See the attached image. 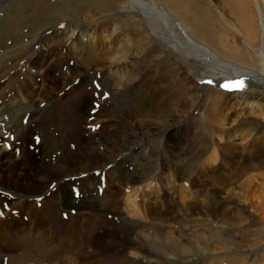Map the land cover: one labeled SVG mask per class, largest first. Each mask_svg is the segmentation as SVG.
<instances>
[{
    "label": "rangeland",
    "instance_id": "obj_1",
    "mask_svg": "<svg viewBox=\"0 0 264 264\" xmlns=\"http://www.w3.org/2000/svg\"><path fill=\"white\" fill-rule=\"evenodd\" d=\"M254 1L202 0L212 10L209 16L215 15V22L224 27V39L236 45L239 43L241 45L243 42V35L239 30L240 15L247 16L249 23L256 26L257 14L258 20L264 25V2L263 0ZM71 3H74L73 6L81 3L88 5L89 0H43L40 4L35 0H25L23 4L20 2L19 6H24L22 14L27 16L28 26L35 31L32 35V46L40 44L39 40L43 34L48 35L49 42H52L56 35L57 37L62 35V30H67L61 24L62 19L44 25L43 23L47 21L46 16L49 17L50 13H54L57 9H65L71 6ZM157 4L165 14V18L157 19L156 23L161 25L157 21L162 23V20L169 22L171 28H178V32L184 39V32L187 34L185 26L187 23L184 19L178 18L174 14L175 11L168 6ZM17 5L16 0H0V19L5 18L6 8L12 9ZM98 5L113 8V11L100 14L96 9L97 5L89 6V11H86L85 15H80L78 20H72L69 32L73 31L72 36L77 37L83 32L84 35L81 37L83 46L92 43L93 46L99 47L101 39L95 42L96 35L92 33L98 28L110 27L114 33L116 32L115 34H122L124 31L130 43L129 47L123 53L124 59H117L120 58V54L114 57L115 61L112 65L114 67L116 65L117 68L103 64L107 67L105 77H101L93 67L80 78L82 85H78L77 88L83 86L88 88L83 95L87 104L80 107L81 120L79 119L76 135L78 146L76 159L73 163L68 158V154H64L66 157L63 162H60L62 173L59 178L62 180L60 186H63L62 191L59 188L56 194L55 188L52 187L51 192L32 198L27 207L29 211L21 209L18 204L9 210V216L12 215V218L18 221L22 220L21 228L26 234L31 236L38 232L44 234L45 249L41 250L42 252L24 251L18 248L8 249L9 253L0 252V264H206L208 259H214L212 260L214 263L216 257L223 255H236L245 264L261 263L264 259V219L258 218V215L264 218V182L261 181V174H264V171H246V173L243 171L245 175L242 180L237 185H231L232 193L235 192L237 195L234 196V201L221 200L230 215V225L221 226L220 222L209 218L208 215L215 212L210 207L212 199L208 196L216 194L218 190H207L206 183L209 186H215L216 181L221 182L228 173L233 175V170L230 165L219 168L218 154L224 157L220 146L225 140L223 138L220 141L218 136L213 134L217 124H209L204 112L203 95L196 108L184 110L182 106L176 107L171 117L160 119L155 123L148 119L145 121L144 118L134 117L130 120L123 117L122 114L127 109L118 110L115 104L122 96H128V92L132 94L140 92L147 85L146 80L149 81L147 74L151 71V68L140 61L142 48L136 47V42L146 36L155 45L156 41L164 37L160 31H156L157 36L150 32L149 19L139 13L129 0H102ZM89 12L94 17L88 19L86 15ZM65 17L63 15V18ZM137 21H141L140 24L143 26L141 29H144V33H140V24L137 26ZM35 26L40 28L37 30ZM152 27L154 28V25ZM132 29H135L134 33ZM68 35L69 33L63 36L64 42ZM169 37L173 44L164 51L171 53V62L187 65L194 56L209 58L208 54L215 55L204 43L193 36L192 45L197 48L189 49L182 48L176 42V39L181 40L178 35L169 33ZM261 37L262 35L259 41ZM106 43L103 42L101 46L104 50ZM79 47L81 46L78 45ZM89 50L93 52L92 48ZM16 51L17 47L6 52L0 50V56ZM77 51L71 48L69 52L76 57ZM129 52L132 54L130 55ZM205 53L208 54L205 55ZM81 57H84L83 54ZM254 57L264 66L262 44L258 51H254ZM60 62L63 68L68 67L66 60L63 59ZM3 64L9 66L11 61H4ZM72 64L73 60H69V65L72 66ZM257 70L264 75V67L258 66ZM160 72L161 69L156 72L155 79L156 83L159 81V84H163L165 80L158 78ZM63 78L58 77L56 73L53 75L52 72L49 76V81L52 83H48L50 86H57L71 81L69 76L66 77V81ZM105 79L108 81H104ZM203 81L208 80L201 79L197 83L200 84ZM221 84L224 83L217 84L211 80V83L205 86L216 92L233 93L222 89ZM4 86L6 85H0V90H3ZM204 89L205 87L202 88ZM252 90L255 92L256 87H252ZM61 92L64 97L72 91L66 88ZM217 94L220 97L225 96ZM23 108L28 107L23 104ZM0 112H4L0 117V127L3 124H5L4 128L1 127L3 129L10 127L7 123L10 115L3 110L2 106ZM226 112H223L224 116ZM228 114L229 118L225 122L227 128L235 127L239 120L235 118L236 116L239 118L247 115L258 116V119L264 121V114H259L258 109L254 107L247 109L244 106L233 105V109ZM153 125L157 126V131L152 129ZM20 128L21 126L17 130ZM54 135L56 136L57 133L55 132ZM36 139L38 145L40 138ZM88 140L92 144V153L84 150V143ZM236 143L239 152H232L239 159L244 155L240 150L245 145L240 141ZM73 144L71 142L69 147ZM33 146V143L29 144L28 150L24 153L25 160L34 170L32 177L29 181L13 178V184L7 185V188L14 193L21 192L22 188H27L33 194L38 193L58 178L50 163L38 156V153H34ZM246 146L249 147V144ZM8 148L10 147L1 148L0 153L6 152ZM213 151L215 155L211 156ZM232 165L239 168L244 166L241 160H236ZM73 176L75 178L71 179ZM38 177H41V180ZM243 182L247 184L245 188L239 185ZM24 183L27 184L24 185ZM249 189L255 192L256 198H245L250 194L244 191ZM12 192L9 193L14 194ZM69 194H73L71 204L67 203ZM80 194L83 198L78 199ZM7 197L11 196L7 195ZM203 198L205 200L201 202ZM59 201L61 205L58 211L59 216L57 215L58 219L60 218L59 224L54 220H51L53 221L51 223L42 224L39 216L47 202L53 208L57 207ZM190 201L195 202L188 204ZM255 203L262 204V208L254 210ZM234 206L240 209V221ZM206 208L210 209V213ZM21 213H23L22 217H20ZM215 214L218 215V213ZM250 215L251 218L247 220ZM234 218L235 226L232 225ZM249 220L250 224L247 225ZM247 234L250 236L244 238L243 235ZM221 240H224L223 243L220 242ZM175 247L181 249L177 250Z\"/></svg>",
    "mask_w": 264,
    "mask_h": 264
},
{
    "label": "bare ground",
    "instance_id": "obj_2",
    "mask_svg": "<svg viewBox=\"0 0 264 264\" xmlns=\"http://www.w3.org/2000/svg\"><path fill=\"white\" fill-rule=\"evenodd\" d=\"M16 1L18 2L17 7L12 9L10 7L6 8L5 18L0 19V50L6 52L17 47L16 52L0 56V85H6L3 90H0V109L2 106L3 110L10 115V120L7 122L10 124V127L5 129L0 127V131L2 132L0 135V146L7 145L10 147L8 152L0 153V252H7L8 249L14 248L24 251L36 250L37 252H42L46 245L44 234H39V232L36 233L39 235L35 234L33 236L26 234L21 228L23 224L22 220L18 221L12 218V215L9 216V210L18 204L21 209L29 211L27 207L32 198L43 196L46 192H51L52 187L55 188L56 194L59 188L62 191L63 186L60 187L62 180L59 178L62 173L60 162H63L66 157L64 154H68V158L72 162L76 159L78 149L76 135L81 117L80 107L82 108V106L87 104L84 101L85 97L83 95L88 88H84V86L77 88L78 85H82L80 78L89 72V68L93 67L96 68L101 77H105L107 67L103 64H109L114 67L112 65V62L115 61L114 57L120 54V58L117 59H124L123 53L127 51L130 43L124 31L122 34H115L116 32L114 33V30H111L110 27L98 28L92 33L96 35L95 42L101 39L99 47L87 42L85 43L89 45L83 46L81 41V37L84 35L83 32L79 37L76 35L72 36L73 31L69 32L70 24L73 23L72 20H78L80 15H85L86 11H89V6L97 5L96 9H98L100 14L113 11V8L108 6H99L98 3L102 0H89L88 5L81 3L73 6L74 3H71V6L65 9H57L54 13H50L49 17L46 16L47 21L43 25L62 19L61 24L67 30H62V35L59 37L56 35L52 42H49L48 35L43 34L39 40L40 44L32 46V35L35 31L32 27L28 26L27 16L22 14L24 6H19L20 2L23 4L25 0ZM35 2L40 4V2L43 3V0H35ZM129 2L136 7L139 13L149 19L150 32L154 36H157L156 31H160L164 38L156 41L155 45L146 36L136 42L135 46L142 48L140 61L151 68V71L147 74L149 81L146 80L147 85L140 92L136 94L128 92V96H122L115 104L116 108L118 110L124 109V111L125 109L129 110H126L128 113L122 114L127 119L133 120L134 117H138L139 119L144 118L145 121L148 119V121L150 120L155 123L160 119L171 117L173 109L176 107L182 106L184 110L196 108L201 102V95H203L205 99L204 112L209 124H217L213 134L218 136L220 141L223 138L225 140L222 146H220L224 157L222 158L221 154H218L220 157L219 168H225V166L230 165L233 170V175L228 173L222 179L223 181L219 182L217 180L215 186H209L206 183L207 190H218L212 196L207 195L212 199L210 207L218 215L213 213L212 215H208V217L220 222L221 226H228L231 224L230 215L222 201L233 200L234 196H237L235 192L234 194L232 193L231 185H237L242 180L246 171H264V121L258 119V116L255 117L249 114L250 116L247 115L242 118L236 116L235 118L239 120H236V125L233 128H227L225 125L226 119L229 118L228 113L233 109V105L238 107L244 106L247 109L254 107L258 109L259 114H264V75L257 70L258 66H264L254 57V51H258L260 44L264 47V25L258 20L257 14L256 26L249 23L247 16L240 15L241 26L239 30L242 32L243 42H241V45L240 43L237 44L240 45L237 46L235 43H229L224 39V27L215 22V15L213 17L209 16L212 10L202 0H129ZM156 2L168 6L175 11L174 14L178 18L184 19L187 23L185 25L187 34L184 32V39L178 32V28H171L169 22L162 20V24L160 21H157L162 26L156 23L157 19L161 20L165 18V14L159 9ZM10 12L12 13L11 15L9 14ZM89 13L86 15L88 19L94 17L91 15V12ZM63 15L66 17L63 18ZM140 22L137 21L136 25L138 26ZM153 25L154 28L152 27ZM142 27V24H140V33H144V29H141ZM39 28L37 27L36 29L38 30ZM132 31L134 33L135 29H132ZM68 33L69 35L65 37L66 42H64L63 36H66ZM169 33L178 35L181 40L176 39V42L185 49L195 47L191 41L193 36L204 43L216 56L208 53H205V55L208 54L209 58L194 56L187 65L171 62V53L164 51L165 48L173 44ZM260 35H262L261 41H259ZM107 41L109 43H106ZM103 42L106 43L105 50L101 47L103 46ZM78 45L81 47L78 48ZM71 48L74 51L78 50L76 57L69 52ZM91 48L93 49L92 53L89 50ZM200 52L204 54L203 51ZM82 54L84 57H81ZM129 54L131 55L132 52H129ZM63 59L68 62V67L63 68L61 66L62 63L60 61ZM69 60H73L72 66L69 65ZM4 61H11V64L9 66L4 65ZM65 64L67 65V63ZM114 68H117L116 65ZM53 69L56 70L54 71ZM159 69H161V72L158 78L159 80H165L163 84H159V81L156 83L155 74ZM52 72L53 75L56 73L58 77H64V81L69 76V78L71 77V81L60 83L57 86H50L48 82H51L49 81V76ZM38 78L39 82H37ZM201 79H205L206 81L212 80L217 84L220 82L226 83L230 80H243L244 88L232 94H224L206 87L207 83L204 81L198 84L197 81ZM104 81L108 80L105 79ZM59 86L61 87L59 88ZM254 86L256 87L255 92L252 90ZM203 87H205L204 90H202ZM66 88L72 92L68 95L66 94L64 98L61 91L63 89L66 90ZM217 93L225 96L220 97ZM54 97L57 98L54 99ZM5 103L6 105H3ZM23 104L28 108L24 109ZM225 111L227 112L224 116L223 112ZM2 113L4 112H0V115ZM25 117L27 120L24 123L25 125H23L22 120ZM19 126L21 128L17 130ZM156 127V125H153L152 129L156 130ZM55 132L57 133L56 136L54 135ZM36 138H40V141L38 145L36 144V147L33 146L34 153H38V156L50 163L58 178L38 193L33 194L27 188H22L21 192L14 193L7 188V185L11 186L13 184V178L20 181H29L32 177L34 170L31 164L25 160L24 153L28 150L29 144L33 143L34 145ZM236 141H240V143L245 145L240 150L244 154L240 156L241 159L235 157V153L232 152H239ZM71 142L74 144L69 147ZM84 144V150L92 153L93 149L90 140ZM247 144H249V147L246 146ZM213 155H215V151L211 153V156ZM236 160H241V164L243 163L244 166L239 168L232 165ZM230 161H232L231 164H229ZM74 178L73 176L71 179ZM38 179L41 180V177H38ZM261 181L264 182V174H261ZM26 184L24 183V185ZM239 185L245 188L247 184L243 182L239 183ZM244 192L250 194L245 198H256L254 191L252 192L249 189ZM7 195L11 197L8 198ZM136 196L137 193L134 194L135 198ZM72 198L73 194H69L67 197L68 204H71ZM204 200L205 198L201 202H204ZM194 202L190 201L188 204H193ZM5 206L6 208H4ZM262 206V204L255 203L253 204V209L258 210ZM60 207V201L57 207L53 208L47 202L41 216L38 215L41 223H51L53 222L51 220H54L59 224L58 211ZM235 209L240 221V209ZM207 210L210 213V209L208 208ZM255 212L257 213V211ZM22 216L23 213H21L20 217ZM250 218L251 215L247 220ZM258 218L264 219L262 215H258ZM235 224L236 219L234 218L232 225L235 226ZM249 224L250 220L247 225ZM243 236L247 238L250 235ZM38 241L40 243H37ZM223 241L221 240L220 242L223 243ZM223 245L225 246V244ZM175 248L177 250L181 249L180 247ZM24 251L22 252L24 253ZM208 260L206 264H245L236 255L218 256L215 258L214 263L212 262L214 259ZM263 261L264 259L259 264H264Z\"/></svg>",
    "mask_w": 264,
    "mask_h": 264
},
{
    "label": "snow or ice",
    "instance_id": "obj_3",
    "mask_svg": "<svg viewBox=\"0 0 264 264\" xmlns=\"http://www.w3.org/2000/svg\"><path fill=\"white\" fill-rule=\"evenodd\" d=\"M206 83H211V81H207ZM220 87L229 92H238L244 88L243 80H230L224 84H221ZM25 219H27L25 217Z\"/></svg>",
    "mask_w": 264,
    "mask_h": 264
}]
</instances>
